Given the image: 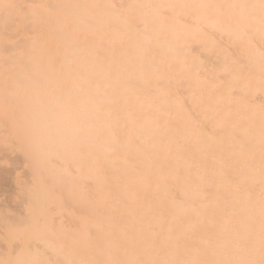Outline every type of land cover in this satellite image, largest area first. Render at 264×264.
Here are the masks:
<instances>
[{
	"label": "bare ground",
	"instance_id": "6f19581e",
	"mask_svg": "<svg viewBox=\"0 0 264 264\" xmlns=\"http://www.w3.org/2000/svg\"><path fill=\"white\" fill-rule=\"evenodd\" d=\"M7 165L0 264H264V0H0Z\"/></svg>",
	"mask_w": 264,
	"mask_h": 264
},
{
	"label": "rangeland",
	"instance_id": "374dc122",
	"mask_svg": "<svg viewBox=\"0 0 264 264\" xmlns=\"http://www.w3.org/2000/svg\"><path fill=\"white\" fill-rule=\"evenodd\" d=\"M5 155V154H4ZM6 156V155H5ZM9 157V156H6ZM9 161L10 158L8 159ZM7 165V168H4L3 166H0V197L5 196V199L7 201V196L11 192V182H10V177H11V166ZM18 166V163H15V167Z\"/></svg>",
	"mask_w": 264,
	"mask_h": 264
}]
</instances>
